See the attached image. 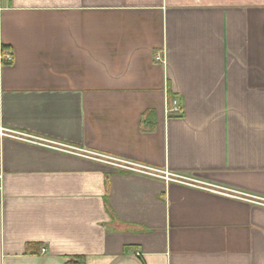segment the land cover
Listing matches in <instances>:
<instances>
[{
    "label": "crops",
    "instance_id": "1",
    "mask_svg": "<svg viewBox=\"0 0 264 264\" xmlns=\"http://www.w3.org/2000/svg\"><path fill=\"white\" fill-rule=\"evenodd\" d=\"M0 129V264H264V0H0Z\"/></svg>",
    "mask_w": 264,
    "mask_h": 264
},
{
    "label": "built area",
    "instance_id": "2",
    "mask_svg": "<svg viewBox=\"0 0 264 264\" xmlns=\"http://www.w3.org/2000/svg\"><path fill=\"white\" fill-rule=\"evenodd\" d=\"M3 57H4V59H6L8 61H10L12 58L10 54H5V55H3ZM156 59L159 61L163 60L162 56L159 54H157ZM168 111L174 112V113L180 112V107H179V105L175 99L172 100V103L170 104ZM7 131H9V130L0 129V134H11V133H13L12 131L11 132H7ZM118 165L123 167V168L134 170L137 172H148L147 168H143L142 166L136 165V164H118ZM162 176L166 179H169V180H177L178 179L177 176L171 174L170 172H166V171L162 173ZM42 250H44V249H42Z\"/></svg>",
    "mask_w": 264,
    "mask_h": 264
},
{
    "label": "trees",
    "instance_id": "3",
    "mask_svg": "<svg viewBox=\"0 0 264 264\" xmlns=\"http://www.w3.org/2000/svg\"><path fill=\"white\" fill-rule=\"evenodd\" d=\"M169 100H170L169 103H172V100H173V99L171 98V99H169Z\"/></svg>",
    "mask_w": 264,
    "mask_h": 264
}]
</instances>
